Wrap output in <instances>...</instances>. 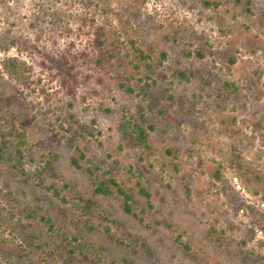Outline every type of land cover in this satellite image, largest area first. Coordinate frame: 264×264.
Listing matches in <instances>:
<instances>
[{"label":"rangeland","instance_id":"1","mask_svg":"<svg viewBox=\"0 0 264 264\" xmlns=\"http://www.w3.org/2000/svg\"><path fill=\"white\" fill-rule=\"evenodd\" d=\"M0 264H264V0H0Z\"/></svg>","mask_w":264,"mask_h":264},{"label":"trees","instance_id":"2","mask_svg":"<svg viewBox=\"0 0 264 264\" xmlns=\"http://www.w3.org/2000/svg\"><path fill=\"white\" fill-rule=\"evenodd\" d=\"M207 5H209V3H207ZM140 55L142 57L143 56V51L142 50H137ZM145 58V57H144ZM182 76H184L183 74H181ZM127 91L132 92L131 89H128ZM110 185L115 189L116 193L118 194V196L122 199L123 202V207H124V211L127 214H132L134 212L135 206L132 202V196L126 191V189L119 184L116 180L111 179L110 180ZM54 191V195L55 197L59 198L60 195L58 193L57 190H53ZM95 191L99 194L102 195H109L111 192L102 184H96L95 185ZM139 191L140 193L145 196V197H149V193L147 192V190L141 185L139 184ZM60 199V198H59Z\"/></svg>","mask_w":264,"mask_h":264}]
</instances>
